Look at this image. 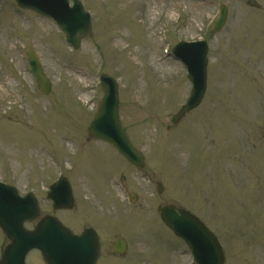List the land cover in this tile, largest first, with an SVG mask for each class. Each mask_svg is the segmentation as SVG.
<instances>
[{"label": "rangeland", "instance_id": "rangeland-1", "mask_svg": "<svg viewBox=\"0 0 264 264\" xmlns=\"http://www.w3.org/2000/svg\"><path fill=\"white\" fill-rule=\"evenodd\" d=\"M80 1L92 26L74 51L53 21L0 0V181L32 192L42 217L53 213L45 193L62 171L75 203L54 215L74 232L91 217L98 264H188L185 245L159 220L166 204L207 225L224 264H264V0ZM220 4L227 22L212 34ZM200 39L209 47L203 102L174 125L191 86L171 50ZM28 51L52 83L48 95L35 87ZM102 74L118 81L120 121L144 156L141 171L88 137ZM116 236L127 243L122 257L111 249ZM7 243L0 231V249ZM26 263L44 264L37 252Z\"/></svg>", "mask_w": 264, "mask_h": 264}, {"label": "water", "instance_id": "water-1", "mask_svg": "<svg viewBox=\"0 0 264 264\" xmlns=\"http://www.w3.org/2000/svg\"><path fill=\"white\" fill-rule=\"evenodd\" d=\"M15 0L19 8L36 13L42 18L54 21L65 34L66 42L78 49L82 39L90 34L91 17L78 0ZM220 15L212 33L222 29L227 18V8L220 6ZM207 45L205 42L178 44L173 52L187 69L191 92L176 116L175 123L188 111L196 108L206 89ZM30 72L35 85L48 94L51 83L43 73L37 55L27 53ZM100 82L103 96L97 114L89 125V135L94 139L111 144L130 163L143 167L141 155L132 147L121 127L118 114V85L108 75H102ZM162 191L158 184V192ZM49 198L53 209H71L73 199L66 181L51 188ZM39 215L38 204L32 195L20 198L16 190L0 183V227L11 243L3 251L0 264H25V256L32 249L41 252L46 264H96L99 258L98 238L93 229L85 230L80 236L73 235L56 218H43L33 231H27L23 224L33 221ZM160 218L178 237L183 239L191 251L196 264H223L224 257L215 236L192 214L176 210L167 205L160 209ZM113 252L124 255L126 246L122 238L113 243Z\"/></svg>", "mask_w": 264, "mask_h": 264}, {"label": "flooded vegetation", "instance_id": "flooded-vegetation-1", "mask_svg": "<svg viewBox=\"0 0 264 264\" xmlns=\"http://www.w3.org/2000/svg\"><path fill=\"white\" fill-rule=\"evenodd\" d=\"M89 227L91 228V217H90V224H89Z\"/></svg>", "mask_w": 264, "mask_h": 264}]
</instances>
